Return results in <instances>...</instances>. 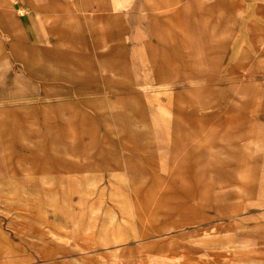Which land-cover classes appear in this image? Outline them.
<instances>
[{"label": "rangeland", "instance_id": "rangeland-1", "mask_svg": "<svg viewBox=\"0 0 264 264\" xmlns=\"http://www.w3.org/2000/svg\"><path fill=\"white\" fill-rule=\"evenodd\" d=\"M75 2L0 102V264H264V0Z\"/></svg>", "mask_w": 264, "mask_h": 264}, {"label": "crops", "instance_id": "crops-1", "mask_svg": "<svg viewBox=\"0 0 264 264\" xmlns=\"http://www.w3.org/2000/svg\"><path fill=\"white\" fill-rule=\"evenodd\" d=\"M96 2V5L92 4L93 8L107 4L106 0H96ZM88 6H90L89 2ZM65 7L66 4H63V12L58 13L57 0H0V102L3 101L8 105L17 103L24 96L11 95L10 89L18 87L25 89L26 85L32 88L30 85L32 81L34 87L38 83L40 88L41 75L37 72H41L42 57L45 58V55L49 56L46 67L54 70L51 67L54 66L53 61L60 52L56 47L48 49L47 44L43 43L45 35L42 33H46L45 24L50 25L49 38L53 39L51 35L53 33L56 39L57 37L60 39L58 41L60 47L67 45L69 49L77 48L74 45L77 35L70 26L72 16L66 14ZM63 29L68 31L63 33ZM181 41H184L183 37ZM184 48L185 52L190 50V46ZM185 64L193 70L196 67V58L189 53L186 55ZM229 101L233 103V100ZM247 102H249L248 97L243 96L240 103ZM235 113L237 119L238 115L244 112L238 108Z\"/></svg>", "mask_w": 264, "mask_h": 264}, {"label": "bare ground", "instance_id": "bare-ground-1", "mask_svg": "<svg viewBox=\"0 0 264 264\" xmlns=\"http://www.w3.org/2000/svg\"><path fill=\"white\" fill-rule=\"evenodd\" d=\"M64 4H66V6L68 7V8H73V7H76V2H75V0H65V2H64ZM71 10H73V9H71ZM66 11V10H65ZM73 15V14H72ZM145 121V120H144ZM141 188V187H140ZM154 194V193H153ZM158 194V193H157ZM154 196V195H153ZM140 203V202H139ZM141 204V203H140ZM159 204V203H158ZM147 205V204H146ZM160 205V204H159ZM159 205H158V207H159ZM139 206V205H138ZM149 207V206H148ZM153 207V206H152ZM156 207V206H155ZM146 208V207H145ZM135 209H136V207H135Z\"/></svg>", "mask_w": 264, "mask_h": 264}]
</instances>
